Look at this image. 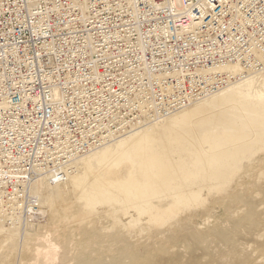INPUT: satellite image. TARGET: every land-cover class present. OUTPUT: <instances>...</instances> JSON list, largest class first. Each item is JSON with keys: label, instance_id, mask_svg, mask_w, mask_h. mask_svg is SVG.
<instances>
[{"label": "built area", "instance_id": "built-area-1", "mask_svg": "<svg viewBox=\"0 0 264 264\" xmlns=\"http://www.w3.org/2000/svg\"><path fill=\"white\" fill-rule=\"evenodd\" d=\"M264 70V0H0V220L133 126Z\"/></svg>", "mask_w": 264, "mask_h": 264}, {"label": "bare ground", "instance_id": "bare-ground-1", "mask_svg": "<svg viewBox=\"0 0 264 264\" xmlns=\"http://www.w3.org/2000/svg\"><path fill=\"white\" fill-rule=\"evenodd\" d=\"M230 70L76 158L66 182L34 183L47 230L0 220V264H264V70Z\"/></svg>", "mask_w": 264, "mask_h": 264}, {"label": "rangeland", "instance_id": "rangeland-1", "mask_svg": "<svg viewBox=\"0 0 264 264\" xmlns=\"http://www.w3.org/2000/svg\"><path fill=\"white\" fill-rule=\"evenodd\" d=\"M131 130V129H130ZM130 130H128V131H130ZM127 131V132H128ZM126 133V132H125ZM40 211H39V213H38V215L37 216H35L34 218H31V219H29L28 221L26 220V223H25V221H22V223H23V225H21V227H24V228H22L23 230H22V232H25V233H27V234H33V235H38V233H39V235H42V234H44L46 231H45V229L47 230V228L46 227H44L45 226V223H46V215L43 213L42 214V212L41 211H44L45 209H43L42 208V205H40ZM43 209V210H42ZM41 224H43L44 226H42ZM8 226V225H7ZM26 226V227H25ZM43 228H41V227ZM9 227V226H8ZM35 232V233H34ZM192 250H194V249H192ZM192 253H194V251H192ZM163 258H158L157 259V262L159 263V264H167L168 263V261L169 260H171L170 258H167V263H166V258H164L165 260L163 261L162 260ZM160 260V261H159ZM162 260V261H161ZM155 263V264H158V263Z\"/></svg>", "mask_w": 264, "mask_h": 264}]
</instances>
